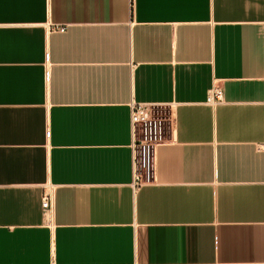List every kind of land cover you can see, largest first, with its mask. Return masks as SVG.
<instances>
[{"label": "crops", "instance_id": "1", "mask_svg": "<svg viewBox=\"0 0 264 264\" xmlns=\"http://www.w3.org/2000/svg\"><path fill=\"white\" fill-rule=\"evenodd\" d=\"M263 146L264 0H0V264H264Z\"/></svg>", "mask_w": 264, "mask_h": 264}, {"label": "built area", "instance_id": "2", "mask_svg": "<svg viewBox=\"0 0 264 264\" xmlns=\"http://www.w3.org/2000/svg\"><path fill=\"white\" fill-rule=\"evenodd\" d=\"M222 100V93L219 86H214L210 95L207 97L208 103H216ZM153 108L146 104H132L131 105V113H130V121L132 124V128L141 126L142 124H146L150 121V118L153 114ZM138 134V131H137ZM136 142H134V147L136 146ZM264 147V146H263ZM135 157L133 158V165H134V181L132 186L135 187L140 182L139 176L135 173ZM54 190L55 188L47 184L42 187L41 192V207L44 211L51 212L53 207L54 201Z\"/></svg>", "mask_w": 264, "mask_h": 264}, {"label": "rangeland", "instance_id": "3", "mask_svg": "<svg viewBox=\"0 0 264 264\" xmlns=\"http://www.w3.org/2000/svg\"><path fill=\"white\" fill-rule=\"evenodd\" d=\"M170 129V114L166 110H161L158 113H153L150 121L146 124L138 126L137 137L143 140L141 152L138 159L142 160L143 165L146 167L149 163V152L153 146L166 136ZM141 163V162H140Z\"/></svg>", "mask_w": 264, "mask_h": 264}]
</instances>
